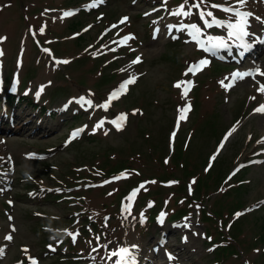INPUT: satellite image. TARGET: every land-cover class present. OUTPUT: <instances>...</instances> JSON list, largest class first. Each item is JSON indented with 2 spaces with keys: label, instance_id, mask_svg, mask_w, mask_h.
I'll return each instance as SVG.
<instances>
[{
  "label": "rangeland",
  "instance_id": "rangeland-1",
  "mask_svg": "<svg viewBox=\"0 0 264 264\" xmlns=\"http://www.w3.org/2000/svg\"><path fill=\"white\" fill-rule=\"evenodd\" d=\"M152 1L160 4L0 0V80L13 87L3 95L20 97L24 119L20 133L0 126V188L11 190L0 195V264H30L27 245L40 258L49 249L64 255V263L53 253L43 264H80L90 239L114 249L126 244L127 232L147 249L139 264H264V110L257 111L264 104V0L246 3L253 14L248 40L260 47L255 60L241 57L229 30L205 27L199 16L222 1L242 12L237 0L190 6L189 23L180 26L200 22L199 32L179 26L168 31L174 41H167L171 34L161 43L148 29L154 18L177 19L173 12L198 0H161L168 11L161 4L149 12ZM221 8L224 22L239 21ZM138 13L148 17L135 19ZM124 16L130 26L119 24ZM209 33L221 50L212 65L200 62L202 34ZM252 60L258 70L243 73ZM127 78L134 82L112 97ZM204 181L210 187L197 189ZM29 192L44 202L33 207ZM243 208L246 215L237 217ZM179 210L186 212L171 216ZM52 225L87 234L47 236L45 230L63 231ZM163 233L169 235L157 245Z\"/></svg>",
  "mask_w": 264,
  "mask_h": 264
},
{
  "label": "snow or ice",
  "instance_id": "snow-or-ice-1",
  "mask_svg": "<svg viewBox=\"0 0 264 264\" xmlns=\"http://www.w3.org/2000/svg\"><path fill=\"white\" fill-rule=\"evenodd\" d=\"M97 2L102 3L103 0H97ZM204 2H205V0H198L197 3L192 5V7H195L197 10H200V6ZM247 2H248V0H237V3L240 6H244ZM94 6H96L95 3H93L92 5H89V7H94ZM211 7L212 8H220V6L215 5V4L211 5ZM221 10L224 11V12H231L235 17H238L239 18L238 23H235V24L227 23L225 25L224 22L217 21L215 19L212 20V23H209L208 20L205 19V16L212 17L213 13L210 12V11L207 12V13H205L204 11H199L200 19L204 21L205 27H211L213 24H215L216 26H226L228 29H230V31L228 32L229 37L239 41V47H241V48L250 47V45L248 43H246L245 38L250 35L249 31H247L248 18L251 17L253 14L251 12H240L238 8H232V7H224V8H221ZM172 14L173 15L191 16L192 12H191V9H188L186 11L184 6H181L179 11L173 12ZM64 15L65 16H69V15H72V13L66 12V13H64ZM126 20H127V17L123 18V20L121 22L123 23ZM180 27L181 28L190 27L195 32H199V28H198V26L196 24L181 25ZM41 31H43V29H41ZM219 46L223 47L224 45L221 44ZM214 47H216V46L214 45ZM0 55H3V53L0 52ZM67 62L68 61H57V63H67ZM237 75H241V74H237ZM241 78H243L242 75H241ZM233 79H235V76L233 77ZM133 82H134L133 80H129V81L126 82V84H130V83H133ZM221 83L223 84V81ZM125 86L126 85H122V88L125 87ZM176 86L179 87V84H177ZM225 87H231V84L225 85ZM42 90L43 89H41V91ZM261 90L264 91V85H261ZM115 96H117V92H114L112 94V97H115ZM112 97H110V99ZM257 111H261V109H257ZM121 119L122 120L126 119V117L121 116ZM232 131H235V129H233ZM73 135H76V133H74ZM229 135H230V133H229ZM225 140H227V136L225 137ZM237 215H239V214H237ZM69 235H71V233H69ZM9 239H11V237H9ZM97 239H99V237H97ZM104 247H107V246L105 245ZM133 247H135V246H133ZM121 253L123 254V256L121 257V260H119L117 262V264H135L134 259H129L130 257H132V253L130 252V250L128 248H121L119 250V252H115L114 251V252L110 253V256H118ZM170 259H171V257H170Z\"/></svg>",
  "mask_w": 264,
  "mask_h": 264
},
{
  "label": "bare ground",
  "instance_id": "bare-ground-1",
  "mask_svg": "<svg viewBox=\"0 0 264 264\" xmlns=\"http://www.w3.org/2000/svg\"><path fill=\"white\" fill-rule=\"evenodd\" d=\"M248 3V2H247ZM186 10V9H185ZM166 21L168 22V23H170V25H172V23H174L172 20H169V18L167 17V19H166ZM165 24H166V22H165ZM175 25V24H174ZM158 37L159 38H161V37H164V31L162 30V28H159V30H157V36L155 37V40H156V42L157 43H161V42H163V41H166L164 38L160 41L159 39H158ZM117 122H119V121H117ZM167 229V228H166ZM168 232H170V230H168ZM162 241H164V238H162L161 240H158L157 239V245L159 244V243H161ZM160 245V244H159ZM133 246H135V247H133ZM126 248H128L129 250H130V252L132 253V257H130L129 259H134L135 261H139L140 260V257L143 255V253L144 252H146L147 251V249L145 248L144 250H143V248H141V246H140V244H139V242H136V241H130L129 243H128V245H127V247ZM119 250L120 249H116V248H114L113 249V251L112 252H119ZM178 255V254H177ZM184 255V253H181V254H179V256L180 257H182ZM123 256V254L121 253L120 255H118V256H114V263L113 264H117V262L119 261V260H121V257ZM112 257V256H111Z\"/></svg>",
  "mask_w": 264,
  "mask_h": 264
}]
</instances>
